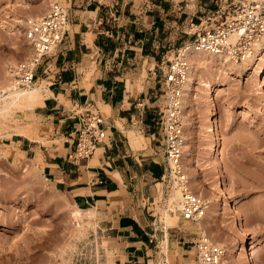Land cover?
<instances>
[{"label":"rangeland","instance_id":"obj_1","mask_svg":"<svg viewBox=\"0 0 264 264\" xmlns=\"http://www.w3.org/2000/svg\"><path fill=\"white\" fill-rule=\"evenodd\" d=\"M166 2L173 10L161 26L156 44L159 50L169 51L163 58L159 57V65L155 64L156 80L162 77L163 68L173 58L175 49L188 38L183 31L188 20L202 9L199 0ZM48 5L49 0H0V76L5 68L13 72V67L31 54L28 20L45 14ZM148 63L144 58L145 66L134 75L139 88L149 78ZM213 68V71L220 72L217 65L214 64ZM203 73L204 77H195L192 86L196 89L183 105L186 146L183 147L182 165L189 187L207 200L208 211L196 219H185L178 203L169 205L168 198L176 182L168 170L165 177L160 178L163 183L157 184L158 192L161 187L162 194L155 199L151 210L176 213L177 219L175 217L176 220L168 222L167 227L179 226L193 239L201 234L208 236L224 248L222 262L235 264L241 258L238 248L241 236L224 202L218 198L215 183L216 178L221 177L233 195L240 198L238 209L254 241L253 256L264 261V92L258 91V76L248 79L246 75L225 76L223 73L224 76L218 78L211 76L207 70ZM204 79H209L216 99V114L212 117L221 134L217 145L214 139L209 140L206 131L210 112L204 101L206 88L200 91V83ZM221 80L226 81V85H221ZM43 83L44 80L37 81L42 87ZM156 86L160 98L158 103L164 105V90L159 89L162 83L158 81ZM100 107L105 112V108ZM16 111L7 121L8 125H0V132L25 129L30 125L33 119L30 111ZM39 125L32 123L28 134L33 137L34 132H39ZM132 131L143 135L136 128L132 127ZM11 135L0 137V264H106L108 259L114 262L119 247L116 240L108 236L103 216L98 217V224L95 225L84 216L81 227L76 228V220L71 214L76 204L71 196L57 190L47 179L36 152H23L19 146L7 144ZM136 143L139 145V141L136 140ZM158 152L163 167H166L163 146ZM212 154L219 157L222 169L213 166ZM178 200L181 202V193ZM170 240L168 252H165L161 236L157 257L150 264H196L193 241L186 242V258L183 259L182 249L176 248L172 245V238Z\"/></svg>","mask_w":264,"mask_h":264},{"label":"crops","instance_id":"obj_2","mask_svg":"<svg viewBox=\"0 0 264 264\" xmlns=\"http://www.w3.org/2000/svg\"><path fill=\"white\" fill-rule=\"evenodd\" d=\"M166 1L65 0L64 39L43 57L36 73V80H44V91L51 94L44 92L25 128L30 131L37 122L39 132L8 138V145L36 152L47 179L77 206L97 208L108 236L119 247L112 264H150L162 236L158 210L151 209L159 198L157 184L168 170L158 152L163 105L158 103L156 83L162 77L156 80L154 70L159 57L169 51L156 44L173 10ZM199 1L200 13L212 6H205L208 0ZM144 58L149 78L139 88L134 75L145 66ZM159 89L163 91V85ZM89 104L105 108L107 136L89 157L70 158L77 114ZM132 127L143 132L135 134L136 146L128 134ZM169 233L168 244L172 238L185 259L186 242L197 238L175 225L168 227Z\"/></svg>","mask_w":264,"mask_h":264},{"label":"built area","instance_id":"obj_3","mask_svg":"<svg viewBox=\"0 0 264 264\" xmlns=\"http://www.w3.org/2000/svg\"><path fill=\"white\" fill-rule=\"evenodd\" d=\"M211 7L192 16L183 30L188 38L175 49L174 56L163 68L161 78L165 101L158 119L167 169L181 191L180 211L185 219L200 217L204 201L191 190L182 165L185 126L183 123L184 85L189 72L187 49L224 54L242 61L253 53L255 43L264 35V0H208ZM32 52L13 67L24 86L37 79L38 65L64 39L68 11L64 0H49L48 9L39 18L28 20ZM74 148L70 158H87L107 136V118L96 106L89 104L77 114ZM1 158V156H0ZM196 264H222L224 248L201 234L194 242Z\"/></svg>","mask_w":264,"mask_h":264},{"label":"bare ground","instance_id":"obj_4","mask_svg":"<svg viewBox=\"0 0 264 264\" xmlns=\"http://www.w3.org/2000/svg\"><path fill=\"white\" fill-rule=\"evenodd\" d=\"M186 54L189 59V72H188L186 82L184 85L183 105H184L185 100L189 98L190 93L196 89L192 86V84L195 81L194 80L195 77L196 76L204 77L203 72H205V70H207L211 76L218 77V78L220 77V75H223V73L225 74V76H230L232 74H235L236 76L246 75L248 79H252L253 77L258 76V79H259L258 84H260V90H258L259 89L258 87H257L258 89L257 88L256 89L258 91L264 92V35L262 36L261 39H259L255 43L252 55L242 61L232 60L227 55H224V54L216 55L211 52L194 50V49H187ZM13 62L14 61H11V63ZM214 64L217 65L218 68H220V72L213 71ZM218 64L220 65V67ZM225 82H222L221 80V83L220 82L219 83L224 86L226 85ZM20 84H21L20 80L18 77L15 76L14 72H11L10 69L7 70L6 68L3 70V73L0 76V125L4 123L8 125L7 121L11 119L13 112L16 111L17 109H20V110L22 109V110L31 112L34 109V107L41 100H43L45 96L44 92L46 91H44V87L37 84V80L35 81L33 85L21 87ZM200 84L202 85V88L200 87L201 92L203 91V89L206 88V93H205L206 96H204V101L206 102L209 112H210V116H208L209 124L206 126L207 135H208L209 140L214 139L215 143L213 141L212 142L215 145H217L216 141L218 140L220 143L221 134H220L219 128L215 127L214 122H213V117H212L213 115L216 114V109H217L216 99H215V96L212 90V86H210L209 79L208 80L204 79V81ZM47 92H50V90L47 89ZM199 96L201 98L203 97L202 95H199ZM183 116L185 118L184 113H183ZM4 128H7V127H4ZM10 134H21L22 135V134H28V132L23 128H18L14 130L8 129L6 131L0 132V137L7 136ZM128 134L132 142L131 144L136 146L137 143L135 140V133L131 130L129 131ZM184 145L186 146L185 143ZM214 150H215V147H214ZM211 160H212L214 167L218 169H222L221 162L218 156H215V154H212ZM194 181H196V179ZM162 183L163 181L160 180L158 184H162ZM215 187H216L219 200L224 202V207L230 219L232 220V222L237 226L238 234L241 236L238 239V248H239V253H240L241 258L239 257L240 260L237 259L235 264H264L263 260L255 258L253 256L252 247L254 246L253 244L254 241L252 240L250 229L243 223L242 217L238 209L240 198L238 199L233 195V193L229 190V188L224 185L221 177H218V179L216 178ZM180 193L181 192H180L179 187L177 188L175 186L172 193L170 194L168 198V202L170 206H172L175 203H178L179 208L181 207V202H179L178 200L180 197ZM161 194H162V188L160 187L159 195ZM204 200L205 202L201 210L200 216H202L204 212L206 213V211H208L206 210V208H208L209 205L207 204V200L205 198ZM73 207L74 208L71 210V214L73 216L72 218L76 220L75 222L76 224H74L76 228L79 226L81 227L82 225L81 219L84 216L88 218L89 222L91 223L93 222L94 225L98 224L97 219L100 216V214L96 207L81 208L77 205ZM158 213H159V216H158L159 224L163 230L162 231V247L165 252H168L169 237H168V227L167 226L169 225L168 222H172L173 220L177 219L176 217L177 215H175L176 213L169 214L163 210H160ZM97 249H99L98 246H97ZM159 259H161V257ZM105 263L112 264V261L108 259L107 262ZM222 264H226V263L222 262Z\"/></svg>","mask_w":264,"mask_h":264}]
</instances>
